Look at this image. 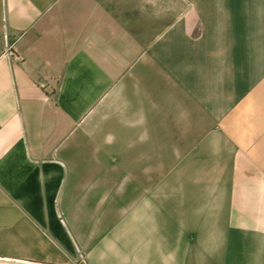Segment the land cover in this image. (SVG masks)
Segmentation results:
<instances>
[{"label": "crops", "instance_id": "crops-1", "mask_svg": "<svg viewBox=\"0 0 264 264\" xmlns=\"http://www.w3.org/2000/svg\"><path fill=\"white\" fill-rule=\"evenodd\" d=\"M0 264H264V0H0Z\"/></svg>", "mask_w": 264, "mask_h": 264}]
</instances>
